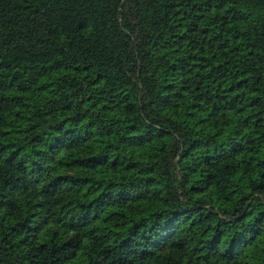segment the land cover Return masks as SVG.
Listing matches in <instances>:
<instances>
[{
    "label": "trees",
    "instance_id": "obj_1",
    "mask_svg": "<svg viewBox=\"0 0 264 264\" xmlns=\"http://www.w3.org/2000/svg\"><path fill=\"white\" fill-rule=\"evenodd\" d=\"M0 264H264V0H0Z\"/></svg>",
    "mask_w": 264,
    "mask_h": 264
}]
</instances>
